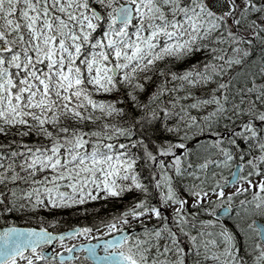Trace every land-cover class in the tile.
I'll use <instances>...</instances> for the list:
<instances>
[{
    "label": "snow or ice",
    "instance_id": "obj_1",
    "mask_svg": "<svg viewBox=\"0 0 264 264\" xmlns=\"http://www.w3.org/2000/svg\"><path fill=\"white\" fill-rule=\"evenodd\" d=\"M0 264H264V0H0Z\"/></svg>",
    "mask_w": 264,
    "mask_h": 264
},
{
    "label": "trees",
    "instance_id": "obj_2",
    "mask_svg": "<svg viewBox=\"0 0 264 264\" xmlns=\"http://www.w3.org/2000/svg\"><path fill=\"white\" fill-rule=\"evenodd\" d=\"M76 221H74V220H72L67 226H71L72 225V223H75ZM65 228V224L62 222L60 225H59V227H58V230H60V229H64Z\"/></svg>",
    "mask_w": 264,
    "mask_h": 264
},
{
    "label": "rangeland",
    "instance_id": "obj_3",
    "mask_svg": "<svg viewBox=\"0 0 264 264\" xmlns=\"http://www.w3.org/2000/svg\"><path fill=\"white\" fill-rule=\"evenodd\" d=\"M81 240H83V237H80ZM76 241L69 240L68 243H75Z\"/></svg>",
    "mask_w": 264,
    "mask_h": 264
}]
</instances>
